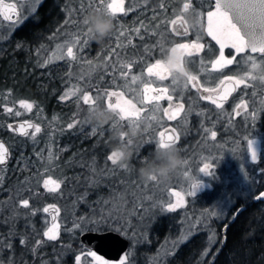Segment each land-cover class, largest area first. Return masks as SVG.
<instances>
[{
	"label": "flooded vegetation",
	"instance_id": "af4514ba",
	"mask_svg": "<svg viewBox=\"0 0 264 264\" xmlns=\"http://www.w3.org/2000/svg\"><path fill=\"white\" fill-rule=\"evenodd\" d=\"M185 3L190 4L188 11L183 10ZM29 4L26 5L29 10L23 17L24 14L18 0L0 2V14L7 23L14 25L9 30L0 27V40L25 23L28 24L30 64L43 70L46 80L45 91L50 95V99L52 97L55 99L54 108L44 114L57 115V120H60V126L63 128L57 137L58 146L63 148L62 151L60 150L57 165L65 177L63 187L66 190L68 188L74 190L75 196L70 198V201L74 200L75 204L87 201L94 207L100 204L106 206L110 203L105 201H114L116 198L113 196L122 193L123 190L138 189L145 184L146 186L152 184L153 182L147 184L141 180L137 176L136 169L141 166L146 157L150 156L159 142V133L163 131L166 134H172L173 130L179 137L174 146L185 161L180 173H195L205 165L210 168L205 177L189 182L188 187L191 191H193V183L200 184L199 188L203 192L198 201L202 199V204H206L216 190L221 189L235 188L254 191L248 196L236 195L229 208V215L219 221L217 227H223L232 218L234 211L240 208L246 200L255 201L254 198L258 193L264 190V54L252 53L250 49L237 54L234 48L226 47L225 59H233V63L220 70L212 69L211 62L219 55V45L207 35L206 28L207 12L214 10L215 0H147V2L145 0H124L125 11L117 13L112 33L102 44L88 39L86 45L83 44V33L85 32L83 26L74 22L81 20L89 11L96 10L98 0L95 2L94 0H32ZM2 5L7 8V13ZM185 16H189L193 21L192 26H188L187 34H183V27L178 23ZM173 20H177L175 25L172 24ZM121 31L124 32L123 36H120ZM77 36L80 37V43H75ZM197 36H199V43L204 45L203 50L194 57L185 59L189 74L195 75L196 81L190 83L187 79L186 87L185 85L177 87L170 77L165 81H159L148 75L147 67L155 60L161 59L175 43L195 41ZM57 42H63L67 47L72 46L75 59L68 57L66 53L63 58L55 62H45L43 66H35L37 53L41 50L43 53L48 51ZM248 57H253L260 65L258 70L251 69L252 61ZM122 65H131V67H122ZM89 69H91L90 72H88ZM125 72L128 73L127 76L122 75ZM70 73L76 74L74 78L78 79L79 89H82L79 93L87 92L94 98L99 96L97 103L100 106L106 107L107 94L116 92L122 93L125 100L131 101L140 110L141 120L138 126L140 136L136 140L133 157L127 167L113 165L107 160L111 147L117 143L112 139V133L117 128L126 129L130 124L127 120H119L115 116L109 124L103 127H95L88 123H76L72 128L68 127L75 120L83 121L88 108L82 100L76 101L71 97L62 99L63 96H59L69 82ZM132 76H138L141 79L133 83ZM252 76L255 79H252ZM230 77L233 78L232 81L229 80ZM241 78L244 82L235 85L234 80ZM221 81L224 83L221 84ZM145 84H149L154 89L168 88V94L172 96V100L162 99L159 102V111L155 108V102L141 103L142 89ZM204 88L216 89V92L211 94L216 98V103L205 98L210 93L203 91ZM225 93H227L226 98L222 99ZM116 99V96L111 97L113 103ZM217 104H220V107H217ZM177 105H183V108L174 119H169L168 115L176 112ZM122 106L128 107L123 103ZM164 109H169L167 115ZM153 115L157 117L156 120L151 119ZM17 117L18 119L13 121L10 127L14 133L13 123L23 121L21 116ZM94 128L95 132H93ZM212 132L216 133L215 137L211 135ZM15 135L28 143L26 135L16 133ZM249 141L252 142L256 153L255 160L252 159L251 150L248 147ZM34 157L29 155V152L15 156L12 172L19 169L25 170L26 173L22 178L28 175L27 171L30 174ZM9 160L8 146V161L5 165H1L0 169L6 168ZM180 173L166 186L157 185L161 189H179V186L186 182L177 183ZM70 176L72 178L69 181ZM20 180L0 183V202L3 201L4 196L8 195L12 196L10 199L12 203L15 199L28 198L30 203L27 208L32 211L41 199L47 197V193L45 189L40 191V188H36L37 184ZM22 187L24 189L21 191ZM195 193L192 197L197 195ZM115 205L118 206L116 203ZM54 206V217L56 218L58 205ZM77 206L81 205L77 204ZM7 208L6 213L0 211V227L7 225L1 223V219L9 216L15 218V210L18 212L24 210V207L18 205L13 206L12 209L8 208V211ZM123 209L124 206L119 211ZM12 213L13 215H10ZM47 213H49V221L54 222L55 219H51L50 211ZM129 216L131 221L142 218L141 213L139 217L132 216V214ZM95 218L97 221H94ZM94 219L91 221L94 222L91 226L75 231V246L83 253L94 252L101 260L111 262L119 259L128 246L117 259H112L80 242V235L86 231H116L113 226L108 225L109 223H100L98 217ZM155 221L161 222L160 230L162 231L159 238L171 233L176 224V218L171 212L157 214L152 223ZM39 230L40 226L35 223L33 229L25 231L26 242L24 244L18 241L19 233L12 231L14 233L10 234L14 236L10 238V250L15 254L25 250L38 253L32 258L35 264L40 254H43L42 258L49 261L52 248L53 250L62 249L60 244L64 243L68 234L66 225L59 224L58 238L52 241L44 238ZM198 231L203 230L196 232ZM151 233L157 235L156 232ZM205 237L204 249L208 244L206 233ZM51 242L59 243V246H51ZM216 243L209 252L215 249ZM5 251L6 249H3L2 253ZM11 260L12 263H16L15 256Z\"/></svg>",
	"mask_w": 264,
	"mask_h": 264
},
{
	"label": "rangeland",
	"instance_id": "374dc122",
	"mask_svg": "<svg viewBox=\"0 0 264 264\" xmlns=\"http://www.w3.org/2000/svg\"><path fill=\"white\" fill-rule=\"evenodd\" d=\"M1 1L2 0H0V2ZM18 1L21 5V11L24 17L29 10V8H26V5H28L29 2L31 3L32 0ZM13 26V24L7 23L0 14V27L9 30ZM67 49V45L63 42L54 43L48 51L46 50V52L43 53L41 50L40 53H37V60L34 61V65L39 67L43 66L45 62H55L57 59L64 57L67 53ZM90 71L91 69L88 70V72ZM74 76H76V74H69V82L67 86H64L62 93L59 95L60 97H64L65 93L69 92V90L79 88L78 79L76 80ZM84 93L77 92L75 96L70 95L68 98L71 97L75 98L76 101H81V97ZM20 101L31 103L33 105L32 109L29 111L22 108ZM6 109H11V111L9 112ZM2 112L7 115L21 116L23 121L31 120L34 125H38L41 129L40 132L33 136L32 133L35 131L33 127L28 132V135H26L30 147L33 150L35 149L36 154L32 160L31 173L20 181H28L37 184L36 188H40L41 191L45 189L43 184L44 180L51 178L60 183V188L56 192H49L45 189L47 197L41 199L40 202L34 206L32 211L20 204V201L26 198L15 199L12 203L10 200L12 196H4L3 201L0 202V211L6 213L5 210L7 207L12 209L13 206L16 205L22 208L24 207V210H20L19 212L15 210V218L9 216L8 218L1 219V223L7 225H1L0 227V264H35L32 262V258L38 255V253H32L31 250L24 249L25 251H20L15 254L10 250V238L14 236V234H10L14 233L12 231L19 233H17L19 242L22 239L26 242L25 231L33 229L34 224L37 223V225L40 226L39 233L43 234L44 238L48 239L44 233L49 228H52L56 235L55 239H57L59 224L64 223L68 233L66 238L71 239L76 236V230L79 231L87 226H91V223H94L91 222L94 217H98L101 221L100 223H109L108 225L113 226L116 231L120 232L129 240L128 248L121 254L119 259L111 262L102 260L105 264H120L122 257H126L125 264H171V257L176 247L197 230L205 231L208 237V244L202 253V257H205L210 248L214 247L215 242H217V224L229 215V208L233 204L236 195L241 194L242 196H248L252 195L254 192L252 190H239L235 188L230 190H216V193L210 197L209 201H207L206 204H202V199L198 201L200 194L203 192L200 190L201 188L196 190L195 194L197 195L192 197V195H189L192 191L188 187L191 180L205 177V174L210 170L208 167L202 172L201 169L205 166H201L195 173L190 172L187 175L184 173L179 174L177 183L180 184L186 181L179 186V189H161L156 183L149 184L150 186H146L145 184V186L141 188H130L129 190H123L122 193L117 194L115 197L113 196V198H116L114 201L118 206L115 205L114 201L110 200L109 202L105 201L106 203H110L106 204V206L100 204L94 207V205H89L90 203L87 201H82L81 203L76 202L75 204L74 200H69L75 196L74 190L70 188L66 190L63 187L65 177L60 173L61 170L59 165H57L59 163L60 150H63L62 147L58 146L59 140L57 137L62 132L63 128L60 126V120H57V115H45L40 107L33 101L12 98L8 90L0 94V114ZM17 112L20 114L16 115ZM8 168L0 169V183L5 181L4 176ZM71 178L72 176H70L69 181ZM146 183L148 184L149 182ZM24 187L20 190L22 191ZM173 193H179V196ZM40 197L42 198L41 194ZM27 200L29 201L28 198ZM129 200H131L130 203H128ZM56 204L58 205L56 218L54 222H50L49 213H45L43 209L49 205ZM77 204L81 206H77ZM120 204H122V206H120ZM169 204L174 205L175 210L169 211ZM123 206V211H119ZM165 212L174 214L176 218L174 229L171 233L165 234L161 238H153L149 229L151 223L157 214ZM140 213L142 214L141 220H139V218L134 221L130 220L129 215L132 214V216L139 217ZM10 215H13V213ZM94 221H97V219L95 218ZM54 225L55 227H53ZM22 231H24V233H22ZM2 244H4V246H2ZM55 246H59V244L57 243ZM60 246L62 249L53 250L52 248L49 253V261H47L46 258H42L43 254H40L37 264H97V261L91 255L81 252L82 250H79L75 245L64 244ZM3 249H6L5 253H2ZM54 251L57 254H55ZM14 256L16 263H12L11 260ZM77 256L80 257L79 261L76 260Z\"/></svg>",
	"mask_w": 264,
	"mask_h": 264
},
{
	"label": "snow or ice",
	"instance_id": "6c2138e0",
	"mask_svg": "<svg viewBox=\"0 0 264 264\" xmlns=\"http://www.w3.org/2000/svg\"><path fill=\"white\" fill-rule=\"evenodd\" d=\"M123 4L124 0H119V2H117V0H98V6L96 7V11H106L111 14L113 19H115L118 12L122 13L125 11ZM189 7L190 4L185 3L183 10L188 11ZM177 19L179 20L180 18ZM80 21L81 20H76L74 23L81 24ZM176 23L177 20L172 21V24L175 25ZM182 27L183 34H187L188 26L185 24ZM206 32L207 35L210 36L211 39L214 40L217 45H219V55L216 59H213L211 62V67L213 70H220L226 65H230L233 63V59H225L226 47L234 48L237 54L243 53L245 49H250L252 53L259 52L261 54H264V0H215L214 10H210L207 12ZM123 35L124 32L121 31L120 36ZM83 37V44L86 45L88 43V38L85 32L83 33ZM75 43H80L79 36L76 37ZM171 48L174 51H179L181 53L183 61L185 62L186 57L192 58L195 55L199 54V52L203 50L204 45L202 43H199V36H197V39L195 41L175 43ZM67 55L68 57L75 59L72 46L68 47ZM248 59L252 61L251 65L253 69L259 67L253 57H248ZM122 67L130 68L131 65H122ZM147 73L150 77H155L159 81H165L170 77V74L168 73L167 69L162 64L161 59H157L153 64L149 65L147 67ZM122 75L127 76L128 73L125 72L122 73ZM251 78L255 79L254 76H252ZM140 79L141 78L138 76H132L133 83L137 82ZM187 79L188 82L191 83L193 81H196L197 77L195 75L189 74ZM229 80L232 81L233 78L230 77ZM243 82L244 80L242 78L234 80L235 85H239ZM223 83L224 82L221 81V84ZM186 86L187 85H185V87ZM193 86L195 87V84H193ZM80 91H82V89L79 88L75 90H69V92L65 93V96L62 97V99H65L70 95L75 96L77 92ZM203 91L210 93V95L205 98L211 99L213 103H216V98L211 95L212 93L216 92V89L204 88ZM168 92V88L154 89L150 87L149 84H145L142 89L143 96L140 102L149 104L155 102V108L157 111H159V102L162 99H168L169 101L172 100V96L168 94ZM226 95L227 93H225V95L221 98H226ZM107 96L108 102L106 107L113 110V112L117 114L116 116L119 118V120H127L129 123H134L137 127L139 126V121L141 120L140 110L136 107L134 103L129 100H125L123 98L122 93L111 92L108 93ZM113 96L117 97L114 103L111 100V97ZM99 99V96L94 98L90 93L87 92H85L81 97L83 104L87 105L88 107L96 105ZM121 102L123 103V105H127L128 107H123ZM20 105L22 108H25L29 111L32 109L33 106L31 103L25 101H20ZM217 107H220V104H217ZM182 108L183 105H177L176 112H173L171 113V115H168V118L174 119ZM6 110L9 112L11 111V109ZM164 112L167 115L169 113V109H164ZM19 114V112L16 113V115ZM151 119L156 120L157 117L153 115ZM76 123H86V121L75 120L73 121V123L69 124L68 127L72 128ZM32 127H34L35 129L32 135L35 136V134L40 132L41 130L38 125H32L31 123H28L27 125L21 124L18 130L22 135H28L25 129ZM95 131L96 129L94 128L93 132ZM211 135L215 137L216 133L212 132ZM159 136L160 139L158 143L161 147L175 145L176 141L179 139V137L175 135L174 130L172 134H166L165 132L161 131L159 133ZM248 147L251 150L252 159L255 160L257 157L255 151L253 150L251 141H249ZM7 154V148L2 143H0V165L4 164V162L6 161ZM107 160L111 161L113 165L117 164L116 161L113 160L111 154L107 156ZM121 167L123 168L124 166ZM207 168L208 165H205V167L202 168L201 171L204 172ZM185 175H187V173H185ZM43 184L45 189L49 192H56L60 188V183L55 180H52L51 178L45 179ZM199 186L200 184L193 183V191L190 192L189 195H194L195 191L199 188ZM173 194L179 196V193ZM260 196L264 197V193H261ZM20 204L24 207H28L29 201L27 199H24L20 201ZM50 207L55 209L54 205H50L49 207H45L43 211L47 213ZM168 210H175V206L169 204ZM53 219H55V217ZM53 227H55V225ZM44 235L50 240L56 238V235L54 234L52 228H49L47 231H45ZM20 242L21 244H24L25 240L22 239ZM37 243H39V241ZM9 247H11V245H9ZM89 255H91L97 261V264H105V262L102 261L100 257L96 256L94 252L89 253ZM76 260L79 261L80 257L77 256ZM125 260L126 257H122L120 264H125Z\"/></svg>",
	"mask_w": 264,
	"mask_h": 264
},
{
	"label": "trees",
	"instance_id": "16d2710c",
	"mask_svg": "<svg viewBox=\"0 0 264 264\" xmlns=\"http://www.w3.org/2000/svg\"><path fill=\"white\" fill-rule=\"evenodd\" d=\"M29 42L27 23L0 40V94L8 90L12 98L31 100L46 113L54 108L55 99H50L45 91L43 70L30 64ZM16 119L18 117L15 115L0 114V138L7 142L10 149L9 168L3 181L7 183L20 180L26 173L21 169L12 172L13 158L21 153L36 154L29 143L18 138L11 130V123ZM233 214L223 227H217L214 250L202 257L206 237L203 231H198L176 247L170 263L264 264V197L255 201L246 200ZM160 225V221L151 224L150 231L157 234L152 235L153 238L158 239L161 235ZM75 242L76 237L66 238L60 245H75Z\"/></svg>",
	"mask_w": 264,
	"mask_h": 264
},
{
	"label": "clouds",
	"instance_id": "9594fccd",
	"mask_svg": "<svg viewBox=\"0 0 264 264\" xmlns=\"http://www.w3.org/2000/svg\"><path fill=\"white\" fill-rule=\"evenodd\" d=\"M147 2V0H145ZM81 25L90 41L102 44L104 40L112 33L114 28V19L106 11L92 10L81 18ZM183 26L191 27L193 24L189 16L178 21ZM163 66L170 74L174 85L183 87L189 75V69L183 61L181 53L174 51L170 47L161 58ZM258 70L259 67L253 69ZM117 114L113 110L100 106L98 103L87 108L84 114L86 123L103 127L109 124ZM140 136V130L134 123H130L126 129H115L112 133V139L116 140L110 150L113 160L120 166L127 167L133 157V148L137 138ZM126 141V142H121ZM185 161L180 152L174 145L161 147L156 144L149 157H146L141 166L136 169L137 176L146 182H153L162 186L169 184L173 178L184 168Z\"/></svg>",
	"mask_w": 264,
	"mask_h": 264
},
{
	"label": "water",
	"instance_id": "95a60500",
	"mask_svg": "<svg viewBox=\"0 0 264 264\" xmlns=\"http://www.w3.org/2000/svg\"><path fill=\"white\" fill-rule=\"evenodd\" d=\"M2 6L5 12L7 13L8 11L7 8L4 5ZM28 123H31L33 125V122L31 121H17L13 123L12 127L16 134L22 135L20 131L18 130L19 126L21 124L27 125ZM30 129L32 128H26L25 130L28 131ZM0 143H2L8 150V146L3 139H0ZM7 161H8V154H7L6 161L2 165H5ZM261 193H264V190L260 191L254 199L256 200V199L263 198L260 196ZM49 211L51 214V219H53L54 209L50 207ZM79 240L85 246L94 248L99 253L103 254L104 256L108 258H112V259H117L120 256V254L128 246V240L124 236H122L119 232L112 231V230L105 231V232L86 231L80 235Z\"/></svg>",
	"mask_w": 264,
	"mask_h": 264
}]
</instances>
